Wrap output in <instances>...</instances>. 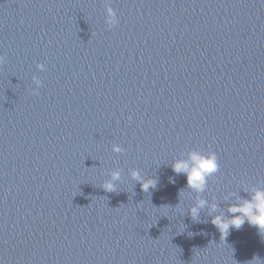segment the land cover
I'll list each match as a JSON object with an SVG mask.
<instances>
[{"label": "clouds", "instance_id": "obj_1", "mask_svg": "<svg viewBox=\"0 0 264 264\" xmlns=\"http://www.w3.org/2000/svg\"><path fill=\"white\" fill-rule=\"evenodd\" d=\"M106 13V23L110 27L119 23L116 10L110 4L106 5ZM3 63H5V57L0 55V64ZM37 67L44 69L45 65L39 63ZM32 80L37 85V88L32 91L39 95L38 88L42 86V81L36 75L32 76ZM112 150L116 153L125 151L117 143L112 144ZM171 167L176 174L185 173L187 175L186 188L197 194L195 202L189 208L191 219L194 222L200 221V212L206 209L207 214L211 217V223L219 230L221 236L227 237L231 228L241 229L246 221L249 225L255 226L259 233L264 234V186L245 188L247 197L235 193L225 195V201H230V197L235 195V200L229 202L227 208L221 207L215 197L210 202L201 195L208 189L209 178L214 177L220 170L219 156L216 151L199 147L193 148L182 158L175 159ZM121 173L120 167L110 170V179L105 180L101 187L107 192H115L116 182L121 180ZM130 176L140 183L144 192H148L150 188L154 189L158 183L156 176L146 177L142 175L141 169L138 167L130 169ZM259 183L264 185V180Z\"/></svg>", "mask_w": 264, "mask_h": 264}]
</instances>
